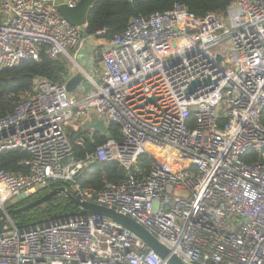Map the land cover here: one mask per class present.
Returning a JSON list of instances; mask_svg holds the SVG:
<instances>
[{
	"label": "built area",
	"instance_id": "2783aa9c",
	"mask_svg": "<svg viewBox=\"0 0 264 264\" xmlns=\"http://www.w3.org/2000/svg\"><path fill=\"white\" fill-rule=\"evenodd\" d=\"M58 1L0 0V69L42 51L78 64L87 23L71 24ZM106 33L88 36L106 39L98 46L100 82L88 76L90 89L69 92L68 78L38 77L0 118V158L11 149L29 153L25 170L0 162V212L60 183L130 216L189 264H264V0H233L225 15L206 17L177 3ZM196 80L201 85L187 93ZM92 113L108 127L119 124L122 139L76 159L66 127ZM91 161H115L126 177L84 187L78 176ZM8 222L0 264H168L107 217Z\"/></svg>",
	"mask_w": 264,
	"mask_h": 264
},
{
	"label": "trees",
	"instance_id": "16d2710c",
	"mask_svg": "<svg viewBox=\"0 0 264 264\" xmlns=\"http://www.w3.org/2000/svg\"><path fill=\"white\" fill-rule=\"evenodd\" d=\"M232 2L233 0H95L87 13L85 31L88 35H95L99 30L106 29L107 33L104 37L110 38L122 32L131 18L171 10L177 3L184 4L190 14L206 17L211 13L225 15ZM98 53L100 55V49ZM68 72V64L62 57L51 59L44 51L41 52L38 60H26L15 67L0 69V118L13 113L17 103L32 93L36 78L42 77L62 83L68 77ZM261 121L264 124V109ZM108 134L114 140L122 139L121 128L117 123L109 124ZM67 135L76 159H85L87 153H92L97 145L105 143L108 139L106 133L83 128L67 127ZM80 137L85 139L82 145L76 143ZM27 157H29L28 151L21 148L11 149L2 153L0 162L7 170H25L26 167L21 164V161ZM145 166H150L148 160H145ZM125 177L126 170L115 161L102 163L91 161L78 176V181L84 187L101 188L104 185V179L119 182ZM58 186L61 184L54 183L40 188L26 199L12 203L9 209L18 208L36 200ZM73 211V205L66 196L61 195L18 214L15 222L30 224L50 216H61Z\"/></svg>",
	"mask_w": 264,
	"mask_h": 264
},
{
	"label": "water",
	"instance_id": "95a60500",
	"mask_svg": "<svg viewBox=\"0 0 264 264\" xmlns=\"http://www.w3.org/2000/svg\"><path fill=\"white\" fill-rule=\"evenodd\" d=\"M95 0H80L78 4L74 7H68L64 0H59V10L61 14L68 19L71 24L76 26H83L87 23V13L89 7ZM89 35L85 33V37L87 38ZM84 73L82 71L75 72L72 76H70L66 82V88L69 92L75 91L84 83ZM209 82V81H207ZM201 85L199 80L192 82V85L187 90V93H191L197 87ZM87 129H92L98 132H106L108 133V126L104 120L99 119L95 113H92L90 116V120L86 123ZM107 138L111 139L112 136L107 134ZM66 196L69 202L76 206L77 210L70 212L61 216H50L36 222L28 224V226L35 225H48L49 223L59 220V219H69L77 216H92L99 215L103 217H107L112 221L126 227L130 231H132L136 236L142 239L147 246L154 250L162 259H166L168 257V264H189L185 262L179 256L173 254L170 255V251L168 247L163 244L159 239L151 233L148 229H146L143 225L139 224L136 220L131 218L128 215L117 212L114 209H111L107 206L100 205L94 202H90L85 200L81 195L71 191L66 186H58L48 193L44 194L42 197L33 200L23 206L18 208L8 209L7 213L0 212V234L10 230L11 228L8 226V218L15 219L16 216L20 213L26 212L36 206L44 204L45 202L51 200L57 196ZM23 198L21 200H24ZM19 200V201H21Z\"/></svg>",
	"mask_w": 264,
	"mask_h": 264
},
{
	"label": "rangeland",
	"instance_id": "374dc122",
	"mask_svg": "<svg viewBox=\"0 0 264 264\" xmlns=\"http://www.w3.org/2000/svg\"><path fill=\"white\" fill-rule=\"evenodd\" d=\"M100 42H103V46H104L106 43V39L100 38V37H96V38H93V37H87L86 38L85 37L84 38V47L82 48L83 49L82 54L81 55L78 54V56H77V60L79 61V63L85 68V70L87 72H89L93 76V79L97 82L100 81V79H101V71L102 70H101V66L99 64L100 57L97 56V53H95L93 51H96V49H95L96 46L101 45ZM98 51L99 50H97V52ZM69 52L71 54H74L75 50L69 49ZM62 58L67 62L68 69H69L70 65L75 66V63H73L69 59H67L65 57H62ZM84 76H85V79H84L83 87H81V88L83 91H86L88 88L93 86V82H92L91 78L88 77L86 74H84ZM79 89H80V87H79ZM180 193L184 194L183 192H180ZM73 210L74 211L77 210L75 205H73Z\"/></svg>",
	"mask_w": 264,
	"mask_h": 264
},
{
	"label": "crops",
	"instance_id": "0c3cea01",
	"mask_svg": "<svg viewBox=\"0 0 264 264\" xmlns=\"http://www.w3.org/2000/svg\"><path fill=\"white\" fill-rule=\"evenodd\" d=\"M83 47H84V45H83ZM82 47V48H83ZM92 49V48H91ZM96 51H93V52H95V53H97V56H100L99 55V53L97 52V50H99V47L98 46H96ZM82 51H83V49H81L80 51H79V54L81 55L82 54ZM101 57V56H100ZM100 60V59H99ZM86 61V60H85ZM99 64H100V61H99ZM100 66H101V64H100ZM77 71H82L84 74H86L87 76H91V77H93L89 72H87L86 70H85V68L79 63V61H78V64H75V66L74 65H70L69 66V72H68V77L67 78H69L70 76H72L75 72H77ZM95 72V71H94ZM101 73H102V71H101ZM101 76H102V74H101ZM100 81H101V79H100ZM100 81H98V82H100ZM91 88V87H90ZM90 88H88V89H90ZM79 88H77L75 91H79L78 90ZM87 89V90H88ZM90 120V115L89 116H85L84 118H82V119H80V120H72V121H70V122H68V125H67V127H72V128H74V129H79V128H83V129H86V130H92V129H87L86 128V123L88 122ZM67 127H66V130H67ZM94 131V130H93Z\"/></svg>",
	"mask_w": 264,
	"mask_h": 264
},
{
	"label": "bare ground",
	"instance_id": "6f19581e",
	"mask_svg": "<svg viewBox=\"0 0 264 264\" xmlns=\"http://www.w3.org/2000/svg\"><path fill=\"white\" fill-rule=\"evenodd\" d=\"M186 20H187V21H191V19H190V18H186Z\"/></svg>",
	"mask_w": 264,
	"mask_h": 264
}]
</instances>
